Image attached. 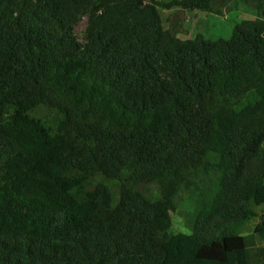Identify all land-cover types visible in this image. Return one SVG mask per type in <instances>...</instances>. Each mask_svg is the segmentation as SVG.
Returning <instances> with one entry per match:
<instances>
[{"label":"trees","instance_id":"16d2710c","mask_svg":"<svg viewBox=\"0 0 264 264\" xmlns=\"http://www.w3.org/2000/svg\"><path fill=\"white\" fill-rule=\"evenodd\" d=\"M234 1L0 0V264H264L236 232L264 204V0L214 38L159 13Z\"/></svg>","mask_w":264,"mask_h":264},{"label":"rangeland","instance_id":"374dc122","mask_svg":"<svg viewBox=\"0 0 264 264\" xmlns=\"http://www.w3.org/2000/svg\"><path fill=\"white\" fill-rule=\"evenodd\" d=\"M159 1L170 2L172 0ZM230 5H232L233 8H221L224 13L222 17L200 11L178 10L177 7L168 10L159 8V13L163 20V25L167 28L175 24L176 30L179 31L178 35L181 38H192L197 32L204 34L206 37L214 38L218 36H228L234 22L240 21L243 18L256 17L255 10L244 5L240 0H235L232 4L230 3ZM86 23L87 16H84L77 26L78 34L84 31ZM32 114L43 118L50 124H53L56 116L52 111L43 107L36 109ZM95 180H102V177L99 175ZM106 182L113 191L117 192L119 188V183L117 181L106 180ZM139 188L151 198H156L159 194L155 184L140 186ZM176 203V210L170 212V233L189 234L190 230L187 226L190 223H188L187 220L192 217V205L185 195H182ZM251 208L254 214L237 228L236 232L240 235H248V249L253 252L257 248L264 246V228L262 231H256L262 217H264V204L252 206Z\"/></svg>","mask_w":264,"mask_h":264},{"label":"crops","instance_id":"0c3cea01","mask_svg":"<svg viewBox=\"0 0 264 264\" xmlns=\"http://www.w3.org/2000/svg\"><path fill=\"white\" fill-rule=\"evenodd\" d=\"M195 11V10H194ZM196 34V33H195Z\"/></svg>","mask_w":264,"mask_h":264},{"label":"water","instance_id":"95a60500","mask_svg":"<svg viewBox=\"0 0 264 264\" xmlns=\"http://www.w3.org/2000/svg\"><path fill=\"white\" fill-rule=\"evenodd\" d=\"M264 13V12H263Z\"/></svg>","mask_w":264,"mask_h":264}]
</instances>
